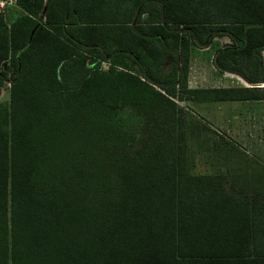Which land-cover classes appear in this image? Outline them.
I'll return each instance as SVG.
<instances>
[{
    "label": "trees",
    "instance_id": "obj_1",
    "mask_svg": "<svg viewBox=\"0 0 264 264\" xmlns=\"http://www.w3.org/2000/svg\"><path fill=\"white\" fill-rule=\"evenodd\" d=\"M14 3L0 264H264V183L190 173L179 103L264 99V0ZM214 36L213 66L251 85L188 86Z\"/></svg>",
    "mask_w": 264,
    "mask_h": 264
},
{
    "label": "rangeland",
    "instance_id": "obj_2",
    "mask_svg": "<svg viewBox=\"0 0 264 264\" xmlns=\"http://www.w3.org/2000/svg\"><path fill=\"white\" fill-rule=\"evenodd\" d=\"M15 7L14 0H0V13L6 26L17 15ZM224 41L225 37L214 36L208 45L190 46V85L223 82L222 78L215 76L212 57ZM261 54L264 67V49ZM8 87L9 77H6L0 85L2 103L8 101ZM179 103L185 113L190 173H225L239 182L246 180L249 188L254 185L253 181L264 183V102L251 110L236 103Z\"/></svg>",
    "mask_w": 264,
    "mask_h": 264
},
{
    "label": "crops",
    "instance_id": "obj_3",
    "mask_svg": "<svg viewBox=\"0 0 264 264\" xmlns=\"http://www.w3.org/2000/svg\"><path fill=\"white\" fill-rule=\"evenodd\" d=\"M190 63V60H189ZM189 63H188V72H189ZM201 70V69H198ZM214 70L216 71L215 76H217L218 78H222L223 82L221 84H215V85H196V84H189L188 83V73H187V84L190 87H204V86H242V85H251L249 83H247L245 80H243L240 76L230 73V72H226V71H218L215 67ZM202 76V75H201ZM202 77H200V79H202ZM231 78H235L234 80ZM257 85H264V79L262 82L257 83ZM213 102H221V104H238L240 107L244 106L243 108L245 110H251L253 108H256V105H259L260 102H264V99H240V100H219V101H212V102H193V103H198V104H209V103H213ZM192 103V102H190ZM249 108L247 109L246 107Z\"/></svg>",
    "mask_w": 264,
    "mask_h": 264
}]
</instances>
